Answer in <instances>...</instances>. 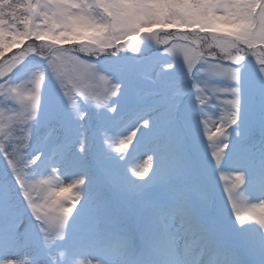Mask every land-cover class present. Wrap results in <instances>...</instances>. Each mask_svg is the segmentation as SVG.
<instances>
[{"label":"snow or ice","instance_id":"1","mask_svg":"<svg viewBox=\"0 0 264 264\" xmlns=\"http://www.w3.org/2000/svg\"><path fill=\"white\" fill-rule=\"evenodd\" d=\"M257 106L264 0H0V264H236L213 179L264 243V152L222 171Z\"/></svg>","mask_w":264,"mask_h":264},{"label":"rangeland","instance_id":"2","mask_svg":"<svg viewBox=\"0 0 264 264\" xmlns=\"http://www.w3.org/2000/svg\"><path fill=\"white\" fill-rule=\"evenodd\" d=\"M160 37H163V36H160ZM29 43H31V41H25V44L22 45L21 48L27 46V44H29ZM36 43H39V42H36ZM160 46L161 45H156L155 41L153 40V47H160ZM206 111L209 112V116H210L211 120H216L217 119L216 115L218 114V112H217V110L214 107L209 105V106H207ZM141 123H142V121H141ZM244 124L242 123L241 126L243 127ZM209 125L211 127V123ZM133 130H135V129H133ZM20 134H21L20 130H19V128H17V130L15 132V135L19 136ZM126 134L127 133H125V135ZM121 138H122L121 136H117L115 140L119 141V139H121ZM231 139H232V142H237L238 141V143H239L241 141V137L237 136L235 134V131H233ZM203 143L207 144L206 139H205V142L202 141V145H203ZM115 146H118V144L115 145ZM239 149L240 148H231V147H229V150H230L229 154L233 153V155H234L235 154V150H239ZM210 153H211V147L209 146V154ZM233 155H232V157H233ZM232 157L227 158V160H226V162H225V164L223 166H231L230 161H231ZM143 159H146V157H144ZM139 162L140 161H136V163H139ZM61 180H64V182L66 184L70 182L68 180H65L63 176H61ZM213 183H214L213 185H214V191H215V193H213V195L214 194L217 195V196L214 195L215 203H216L217 206H220L222 203L227 201V196L224 193L225 181L222 180V179H219V173H217V176H214ZM252 198H253V200H255L254 196ZM252 203H259V202L258 201H253ZM241 238H242V236H241ZM242 241H245V243L247 245H249L253 250L256 249V253L253 254V253L248 252V254L246 255V259L243 260V262L240 263V264H264V254L263 253L261 254L260 250L257 249V247L259 246V242H261L260 241V237L258 236L257 239H254V238L248 236V239L242 238Z\"/></svg>","mask_w":264,"mask_h":264},{"label":"trees","instance_id":"3","mask_svg":"<svg viewBox=\"0 0 264 264\" xmlns=\"http://www.w3.org/2000/svg\"><path fill=\"white\" fill-rule=\"evenodd\" d=\"M165 34L164 32H161L160 35ZM18 49H12L9 52L5 53V56H11L13 53H15ZM219 54V53H218ZM87 119H89V124L90 125H95L97 118H91V116H89ZM258 136V137H257ZM256 138L257 143L253 142V139ZM243 147H247V149L250 152H253L257 155V159L259 160V156L262 152H264V128L260 125V124H256L254 125V134L253 135H249V137L246 138V140L243 143ZM249 174H252L251 172H249ZM249 176V180L251 181L252 179V175H248ZM234 216V214H233ZM229 219L231 221H233V217L229 214ZM223 221L225 222L230 228H232L233 230L234 227L232 224H230L229 222L223 220L221 217L219 216H212V220L210 223V228L212 231V234L215 235V230L214 227H218V223L217 221ZM216 221V222H215ZM225 232H229L228 228L225 227Z\"/></svg>","mask_w":264,"mask_h":264},{"label":"clouds","instance_id":"4","mask_svg":"<svg viewBox=\"0 0 264 264\" xmlns=\"http://www.w3.org/2000/svg\"><path fill=\"white\" fill-rule=\"evenodd\" d=\"M2 7H8V5L5 4ZM258 214L260 216H264V209H260ZM135 250L137 255H143L145 252V249L142 247L140 243H136ZM56 255L58 256V253ZM53 264H57L55 259L53 260ZM94 264H132V262L129 260V258L126 255H114L108 252H102L101 254L97 255L94 258ZM144 264H154V262L150 260H145Z\"/></svg>","mask_w":264,"mask_h":264}]
</instances>
